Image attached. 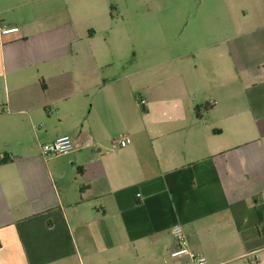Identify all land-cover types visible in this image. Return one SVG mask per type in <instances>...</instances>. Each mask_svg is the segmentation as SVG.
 Listing matches in <instances>:
<instances>
[{
    "label": "crops",
    "instance_id": "0c3cea01",
    "mask_svg": "<svg viewBox=\"0 0 264 264\" xmlns=\"http://www.w3.org/2000/svg\"><path fill=\"white\" fill-rule=\"evenodd\" d=\"M110 8L0 0V264H194L175 225L210 264H264V18L210 12L199 64L143 71Z\"/></svg>",
    "mask_w": 264,
    "mask_h": 264
},
{
    "label": "rangeland",
    "instance_id": "374dc122",
    "mask_svg": "<svg viewBox=\"0 0 264 264\" xmlns=\"http://www.w3.org/2000/svg\"><path fill=\"white\" fill-rule=\"evenodd\" d=\"M105 2L111 6L114 15L111 25L118 24L124 27L123 33L136 45L141 55L140 68L143 71L154 62L163 66L168 64L172 68H177L185 62H191V65L199 64L195 56L199 57V54L201 56V51H198L199 42L201 43V18L210 12L221 18H230V7L235 6L238 11L245 9L257 24H260V21H257L259 18H264V7L262 8L264 0H105ZM253 42H257L254 47L260 44L259 41ZM191 52L194 54L188 56L186 60L175 59L182 54L190 55ZM149 57L155 61L150 62ZM202 112H205V109Z\"/></svg>",
    "mask_w": 264,
    "mask_h": 264
},
{
    "label": "built area",
    "instance_id": "2783aa9c",
    "mask_svg": "<svg viewBox=\"0 0 264 264\" xmlns=\"http://www.w3.org/2000/svg\"><path fill=\"white\" fill-rule=\"evenodd\" d=\"M19 31L18 27H7L2 29L3 34L13 33ZM141 104L145 105L146 101L141 100ZM121 147H127L132 144V139L128 136L122 137L119 141ZM75 149L74 140L70 135H63L58 137L53 142L47 143L42 146V153L45 156H64L71 154ZM173 235L175 238V246L170 252L171 258H177L181 256L188 257L194 264H210L208 260L195 252H193L188 245L187 237L180 225L173 227ZM246 258L252 262L259 260L257 251L248 252L245 255ZM220 264H227L226 262Z\"/></svg>",
    "mask_w": 264,
    "mask_h": 264
},
{
    "label": "trees",
    "instance_id": "16d2710c",
    "mask_svg": "<svg viewBox=\"0 0 264 264\" xmlns=\"http://www.w3.org/2000/svg\"><path fill=\"white\" fill-rule=\"evenodd\" d=\"M196 114H197V116L200 117V115H199V114H200V109H199V107L196 108Z\"/></svg>",
    "mask_w": 264,
    "mask_h": 264
}]
</instances>
